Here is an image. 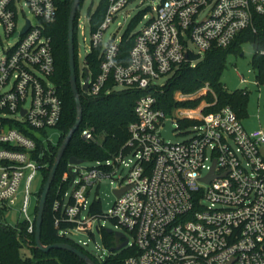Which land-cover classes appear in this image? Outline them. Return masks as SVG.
<instances>
[{
	"label": "built area",
	"instance_id": "2783aa9c",
	"mask_svg": "<svg viewBox=\"0 0 264 264\" xmlns=\"http://www.w3.org/2000/svg\"><path fill=\"white\" fill-rule=\"evenodd\" d=\"M128 2L106 0L104 18L90 33L89 53L99 51V71L91 76L84 59L78 86L87 70L83 93L88 97L109 94L116 85L144 94L135 100L128 139L116 154L90 168L68 163L61 178L70 175L71 191L64 194L71 200L64 204L67 220L77 224L73 230H89L92 218L82 214L91 191L123 166L128 174L113 192L125 190L105 215L127 239L124 248L135 249L123 264H264V127L246 131L230 107L209 115L199 108L167 116L153 95L164 85L155 83L160 77H169L181 63L194 66L187 40L202 56L227 48L245 29L257 32L264 25V0H160L142 27L130 33L132 44L122 62V37L114 35L105 46L102 38ZM56 11L55 0H0V25L8 40L0 51V204L13 205L25 180L21 206L27 232L35 229V216L28 212L30 183L45 166L43 148L49 144L43 131L56 128L62 113L46 33ZM173 119L198 120L195 136L178 141L173 128L174 140L163 137L166 121L173 126ZM80 136L93 139L92 130L84 128ZM38 141L43 148L36 152ZM128 154L132 158L126 159Z\"/></svg>",
	"mask_w": 264,
	"mask_h": 264
},
{
	"label": "trees",
	"instance_id": "16d2710c",
	"mask_svg": "<svg viewBox=\"0 0 264 264\" xmlns=\"http://www.w3.org/2000/svg\"><path fill=\"white\" fill-rule=\"evenodd\" d=\"M57 5L56 20L46 26V33L51 37V49L54 57V74L51 81L57 87L58 94L62 103V113L59 124L56 128L61 132L60 139L57 145H47L44 149L38 141L36 152L44 150L42 163L45 166L41 170L42 186L37 193V202L42 192V187L48 170L56 156L57 148L63 139V136L68 129L73 125L75 118V103L71 87L69 86V69H68V52H67V22L72 0H55ZM79 6L83 0H79ZM107 7L106 0H102L94 12L97 21L92 25L94 30L103 20V15ZM75 14V16H76ZM75 18V17H74ZM94 18V17H93ZM138 18H134L125 30L122 40L119 44L121 61L125 62L128 49L132 44L130 30ZM76 18L74 21L75 33ZM257 32L245 29L241 32L227 48H212L203 53L190 55L189 60L194 61V66L189 62L181 63L177 70L170 75L164 85L158 91H154L156 107L164 112L165 115H171L173 109L178 107L194 108L201 100L208 103L207 107L202 109L204 115L212 114L223 107H230L238 118L246 116L247 89L228 91L220 77L225 68V62L228 53L239 52L240 44L245 41L250 42L255 49V54L252 58V64L257 68V84L264 83V25L257 27ZM75 35H74V63L76 69V82L78 85V72L76 68L75 52ZM97 49H92L91 53L85 57L86 68H88L91 76L98 71L99 60ZM209 87V92L205 95L196 98L193 101H176L174 94L181 92L185 94L194 93L196 90L204 86ZM110 83L108 84V86ZM80 102L82 103V118L81 124L73 134L71 141L64 151V155L56 169L54 180L50 186L45 201V210L42 217V226L40 240L43 245L67 242L73 245L78 250H81L89 256L95 264H123V261L135 254L134 247L122 248L118 251H109L114 246V238L111 233H108L106 228L98 226V234L102 240L103 246L108 250V255L103 258L95 256L93 253L85 250L80 244L65 236V232L73 230L77 227L75 222L67 220L64 213V204H70L71 200L65 199L64 194L67 192L70 175L66 180H61L65 173H68V159L70 157L80 158L83 161H103L110 159L111 156L124 145L127 141V126L133 121V107L135 100L144 94L132 89L112 90L109 94L101 92L94 97H88L79 88ZM186 125H195L198 120L183 119ZM84 128L92 130L93 139H84L80 136V131ZM58 183V185H57ZM57 186V187H56ZM58 203V208L55 209L53 204ZM87 214L90 218H105L101 215V204L99 199L93 200L89 204ZM37 212V206L34 209V216ZM112 221V220H111ZM28 223L24 220H18L15 225L3 224L0 222V264H86L82 259L66 250L51 248L46 253L34 247L33 233L27 232ZM91 238L92 234L89 233ZM24 250H28L29 254L25 255Z\"/></svg>",
	"mask_w": 264,
	"mask_h": 264
},
{
	"label": "rangeland",
	"instance_id": "374dc122",
	"mask_svg": "<svg viewBox=\"0 0 264 264\" xmlns=\"http://www.w3.org/2000/svg\"><path fill=\"white\" fill-rule=\"evenodd\" d=\"M102 0H83L81 5L78 8L76 18V27H75V46L77 52L76 55V68L81 70L83 62L87 54L90 52V37L92 25L97 21V17L94 16V12L99 6ZM160 0H129L126 7L117 13L114 22H112L106 31L103 33L102 46H105L109 39L115 35V39H119L124 35L125 30L128 28L129 24L136 17L138 18L135 24L132 26L129 33L133 34L139 28L142 27L143 23L150 18V13L154 7L158 5ZM26 16L32 18L30 13L27 12V9H24ZM146 14V18L142 14ZM94 17V18H93ZM22 17L20 18L21 21ZM8 40L4 36L3 28L0 25V51L7 44ZM187 49H189L193 54H198L199 50L192 44L190 40L186 42ZM239 52L228 53L225 68L222 71L220 82L223 83L225 88L228 91H235L240 89H247V103H246V116L241 118V122L246 131L264 127V83L257 84V73L258 70L252 64V58L255 54V49L252 47L250 42L245 41L240 44ZM168 76H162L160 79L155 81L156 84H163ZM240 78L246 80L245 83L240 81ZM205 84L194 93H175L174 100L176 101H193L196 98H199L209 92V87ZM113 90H123L119 85L114 86ZM182 94L183 98H178V95ZM185 96V98H184ZM208 103L205 100H201L197 106L194 108L188 107H178L173 109L171 114H174L176 111H187V110H197L199 108L207 107ZM178 115H181L178 113ZM174 133L177 135L178 141H186L195 136L194 126L186 125L183 120L173 119ZM61 132L57 128H47L43 131L44 137L49 139V144L55 146L57 145L60 139ZM48 144L46 143V146ZM132 158V154H128L126 159ZM95 162L84 161L80 167L90 168L94 166ZM128 170L126 167L121 166L117 169L116 173L113 175L112 179L104 178L100 181L99 185L95 186L91 191L88 197V204L95 199H99L101 204V215H108L109 211L113 206L115 199V194L113 189L117 185V182L122 178L126 177ZM42 174L38 173L36 177L30 183V202L28 212L34 214V209L37 205V193L42 186ZM24 185L25 180H22L16 195L15 203L13 205L7 206L6 204H0V222L8 225H15L18 220L23 218L22 212V201L24 198ZM58 185V183H57ZM57 187V186H56ZM68 192L71 189L67 190ZM87 217V211H84L83 214ZM89 230H73L72 232H66L65 236L75 243L80 244L85 250L90 253L100 254L102 256L108 255V250L103 246L102 240L100 239L99 234L96 232V226H102L103 228L120 231V227L115 221H111L108 218H93L90 220ZM88 228V227H87ZM92 234L93 238L89 235ZM130 240L132 238L128 236ZM25 255L29 254L28 250H24Z\"/></svg>",
	"mask_w": 264,
	"mask_h": 264
},
{
	"label": "water",
	"instance_id": "95a60500",
	"mask_svg": "<svg viewBox=\"0 0 264 264\" xmlns=\"http://www.w3.org/2000/svg\"><path fill=\"white\" fill-rule=\"evenodd\" d=\"M72 4L70 6L69 14H68V22H67V52H68V69H69V86L71 87V92L73 96V102L75 103V118H74V123L73 125L68 129V131L65 133L63 136L62 141L60 142L59 147L57 148L56 151V156L53 160L52 165L50 166L48 170V174L46 176V179L44 181L43 187H42V192L39 196L38 202H37V212L35 214L34 218V223H35V229L33 233V240H34V247L38 250H40L43 253H46L49 249L55 248V249H60V250H66L77 256L79 259H82L86 264H95L92 259L87 256L85 253H83L81 250H78L75 248L73 245L67 242H57V243H51V244H45L43 245L42 241L40 240V233H41V226H42V217L43 213L45 210V201L47 194L49 192V188L54 180L55 174H56V169L60 163L61 158L63 157V153L65 151V148L69 144V142L72 139L73 134L76 132V130L79 128L81 124V118H82V103L80 102V91H79V86L77 85L76 82V69L75 63H74V35H73V30H74V21H75V14L77 7L79 5V0H72ZM188 58V54L185 53V59ZM88 80H89V73L86 70L85 73V78L83 80V84L81 85V90L83 92H86L88 89ZM173 127L171 125L170 120H167L162 131L161 135L163 137L168 138V139H175V136L172 134ZM84 161L80 158L76 157H70L68 159V163L71 165H77L81 164ZM75 177V172L72 174V179ZM213 177V170L211 173L205 177L206 180H209ZM125 189H115L114 193L118 197L120 194L124 191ZM108 233H111L113 238H114V246L109 249V251H118L122 248H124L127 244V239L124 237V234L121 231H112L110 229H106ZM96 232H98V226H96ZM123 240V241H121Z\"/></svg>",
	"mask_w": 264,
	"mask_h": 264
}]
</instances>
